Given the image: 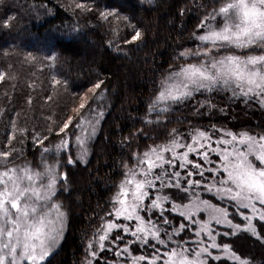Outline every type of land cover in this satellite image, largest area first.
Instances as JSON below:
<instances>
[{"label": "snow or ice", "instance_id": "1", "mask_svg": "<svg viewBox=\"0 0 264 264\" xmlns=\"http://www.w3.org/2000/svg\"><path fill=\"white\" fill-rule=\"evenodd\" d=\"M5 2L0 0V5ZM75 8L91 11L84 3H76ZM197 8L203 11L189 36L196 47L177 53L175 59L182 63L170 66L149 97L145 128L166 129L161 120L171 106L193 100L191 108L198 116L214 110L226 115L225 108L213 103V94L231 93L228 103L254 100L264 109V0H210ZM99 15L125 25L124 44L144 42L145 30L130 17L118 12ZM4 79L0 73V81ZM102 83H94L78 96L71 114L42 131L21 127L10 116L3 124L0 264H45L63 239L70 209L61 197L71 183L64 168L88 163L87 141L96 135L104 112L87 120L84 114L93 111L90 101L102 96L98 92ZM198 95L203 99L197 100ZM153 113L155 119L148 118ZM7 115L0 111V117ZM134 135H145V131L130 134L122 143L131 147ZM29 137L40 153L35 166L25 153ZM50 139L58 140L52 148L47 146ZM152 139L151 145L142 146L146 150L129 152L122 159L121 178L113 185L110 206L87 244L83 264H100L101 256L104 264H116L108 252L125 257L122 264H253L231 238L247 235L264 244V134L211 125L207 131L190 126L185 133L172 128ZM193 154L202 163L190 159ZM211 155L219 157L218 166ZM200 192L209 193L218 203L202 198Z\"/></svg>", "mask_w": 264, "mask_h": 264}, {"label": "trees", "instance_id": "2", "mask_svg": "<svg viewBox=\"0 0 264 264\" xmlns=\"http://www.w3.org/2000/svg\"><path fill=\"white\" fill-rule=\"evenodd\" d=\"M76 3L86 4L91 11L76 9ZM208 3L210 0H6L0 5V73L5 75L0 81V111L8 114L0 117V143H6L3 124L8 116L17 119L21 127L35 126L42 131L45 125L71 114V108L78 106V96L103 81L98 90L102 96L90 101L93 111H86L84 117L89 113L96 118L100 111L104 116L96 135L87 143L88 163L64 168L71 183L64 193L68 198L61 199L70 209V216L61 244L45 264H83L87 244L110 206L113 185L121 178V161L129 152L146 150L143 145H151L152 138L172 128H206L208 121H201L190 103L174 105L165 114L161 124H166V129L155 125L145 128L143 118L160 80L170 66L182 63L175 57L190 43V33L203 11L197 5ZM101 12L130 17L132 23L145 30L144 42L124 44L125 25L112 18L102 20ZM29 56L33 59L29 60ZM51 57L57 59L53 61ZM56 80L60 83L56 84ZM240 116V123L229 122L232 128L246 127L264 134V120H254L260 114L253 119L242 113ZM148 118L155 119V113ZM140 129L145 135H134L131 147L122 143ZM56 143L57 139H50L47 146L52 148ZM75 148L73 138V154ZM25 153L34 166L39 163L40 153L30 137ZM252 244L250 249L238 252L253 264H264V244Z\"/></svg>", "mask_w": 264, "mask_h": 264}, {"label": "rangeland", "instance_id": "3", "mask_svg": "<svg viewBox=\"0 0 264 264\" xmlns=\"http://www.w3.org/2000/svg\"><path fill=\"white\" fill-rule=\"evenodd\" d=\"M144 2L146 3H151L153 0H143ZM186 47H190V48H195L196 45L193 44L191 41L189 43V45L185 46L184 48ZM87 49V47H85ZM184 48L181 50L183 51ZM194 59V58H193ZM168 74V73H167ZM166 74V75H167ZM165 75V76H166ZM164 78V77H163ZM214 95V100H213V103H216L218 105V107H223L227 110V114L226 115H223V114H220L218 111H213V114L211 115H208L207 113L203 116H198V118H201L200 120L202 121V119H205L207 122V125H206V128L205 127H200V126H196L198 127L200 130H209L210 126L211 125H216L217 127H220V126H223L225 129L229 130V131H233V132H241V131H246V132H249L250 134H257V133H254L252 132V130H247L246 127L242 128V127H234L232 128L230 126L231 123L229 122H232L234 124H237V122L240 123V120H242L243 118L240 116V113H242V115L244 114L245 116H248L250 118L253 119V116L257 115V114H260L259 117H255L254 120H264V109L260 108L256 102L253 100V101H249L247 104H245L243 102V99H240V100H236L234 102H226L227 101V97H229L231 95V93H223V94H219V95H216V94H213ZM197 100L199 99H203V97H200L199 95L197 96L196 98ZM187 103H190L191 105H194L196 103V100H193V101H189V102H186L184 104H174V105H180V106H183ZM174 105L171 106L174 107ZM235 107V109L233 107ZM201 111H204L203 109ZM237 112H240L239 114H237ZM89 113H87V115L84 117V119H95V118H92L88 115ZM195 114V112H194ZM216 119V121H210L208 119ZM237 121V122H236ZM242 123V122H241ZM99 124L97 125V128H98ZM189 125L188 126H185V127H177V129L182 132V133H185L189 130ZM216 139V136L214 135L213 136V140ZM89 141V140H88ZM87 141V143H88ZM190 142V141H189ZM213 147H215V144H213ZM76 149V148H75ZM190 159H193L194 162H201L202 163V160H200L199 157H195L194 154L193 155H190ZM211 159L215 161L216 165L218 166L219 165V157L215 156V155H211ZM179 170V169H178ZM183 174V170H180ZM194 178H198V177H194ZM202 198L204 199H211L213 203H218L217 201H215V199L213 197H211V195L207 192H200L199 193ZM231 211V209H230ZM206 218V217H205ZM65 232H66V229L64 231V234H63V238H64V235H65ZM93 239V238H92ZM90 239V240H92ZM235 241V248L238 250V249H242V251H244V249H250V246L253 242H258L255 240V238L253 237H248L247 235H240L239 238H231ZM63 240V239H62ZM62 240L59 242V244L52 250V252L54 250H56L59 245L61 244ZM253 245V244H252ZM121 247H123V245H121ZM51 252V253H52ZM136 255H139L141 253L137 252L135 253ZM107 257L109 258V260H115L116 264H122V262L124 261V257L123 256H120V257H113V253L112 252H108L107 254ZM50 256V255H49ZM48 256V257H49ZM249 256V255H248ZM247 257V256H246ZM249 258V257H248ZM85 260V259H84ZM100 264H104V259H103V256H101V259H100Z\"/></svg>", "mask_w": 264, "mask_h": 264}]
</instances>
